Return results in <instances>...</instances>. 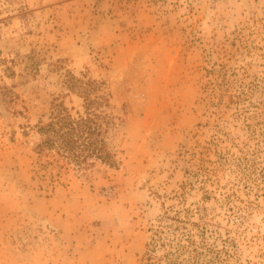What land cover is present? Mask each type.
Listing matches in <instances>:
<instances>
[{"label": "rangeland", "instance_id": "1", "mask_svg": "<svg viewBox=\"0 0 264 264\" xmlns=\"http://www.w3.org/2000/svg\"><path fill=\"white\" fill-rule=\"evenodd\" d=\"M70 75L112 164L35 147ZM0 264H264V0H0Z\"/></svg>", "mask_w": 264, "mask_h": 264}, {"label": "trees", "instance_id": "2", "mask_svg": "<svg viewBox=\"0 0 264 264\" xmlns=\"http://www.w3.org/2000/svg\"><path fill=\"white\" fill-rule=\"evenodd\" d=\"M67 83L83 98L84 110L73 115L61 103L53 106L48 120L37 124L40 135L35 146L37 151L63 155L77 167L88 163V157L112 164L114 153L109 149L106 136L114 118L107 112L109 94L98 93L100 88L94 79L83 80L70 75ZM170 218V226L180 231V221Z\"/></svg>", "mask_w": 264, "mask_h": 264}]
</instances>
